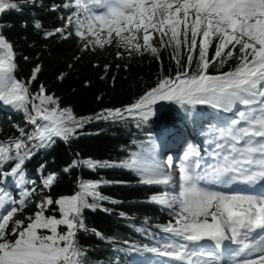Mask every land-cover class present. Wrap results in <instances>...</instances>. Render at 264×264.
Returning a JSON list of instances; mask_svg holds the SVG:
<instances>
[{"label": "snow or ice", "instance_id": "obj_1", "mask_svg": "<svg viewBox=\"0 0 264 264\" xmlns=\"http://www.w3.org/2000/svg\"><path fill=\"white\" fill-rule=\"evenodd\" d=\"M72 6L75 12L67 22L75 26L85 49L115 43L129 56L149 53L159 59L160 50L170 48L177 66L174 75H163L133 103L106 110L96 119L132 120L139 128L169 113L170 105L201 122L197 107L212 110L207 131L201 133L211 134L203 151L188 141L181 155L162 159L149 133L148 146L122 161L87 159L69 166L125 169L139 184L174 189L149 198L170 210L172 219L159 226L164 235L151 246L127 251L151 254L148 264H264V0H73L65 5ZM19 7L14 0H0V14ZM6 27L0 23V108L27 113L34 126L27 140L34 144L29 147L20 137L0 141V169L13 164L0 171V184L11 177L22 187L19 198L0 187V264H87L77 241L79 232L88 231L83 213L108 199L98 189L112 182L81 181L74 194L55 200L45 196L36 202L34 213L15 219L37 191L23 187L24 165L36 154L33 149L51 148L56 139L70 141L87 119L59 108L43 85L32 94L28 84L16 78V52L3 34ZM36 27H41L39 22ZM233 59L236 63L228 71H209ZM39 71V66L33 70V80ZM57 179V174H48L43 188ZM50 209L54 214L46 215Z\"/></svg>", "mask_w": 264, "mask_h": 264}, {"label": "trees", "instance_id": "obj_2", "mask_svg": "<svg viewBox=\"0 0 264 264\" xmlns=\"http://www.w3.org/2000/svg\"><path fill=\"white\" fill-rule=\"evenodd\" d=\"M14 2L20 5L19 10L0 14V23L10 26L3 29V34L14 45L18 65L16 78L26 82L32 94H36L43 85L46 94L57 98L59 108H69L77 119H87L70 141L56 139L51 148L33 149L36 154L24 165L26 183L23 187H35L37 191L23 213L17 214L15 219H24L34 213L38 198L50 195L55 200L72 195L79 190L81 181H110L112 183H101L98 189L108 199L99 201L100 207L96 210L85 209L83 215L88 231L79 232L77 241L86 252L87 264H131L132 256L148 253L129 252L127 249L151 246L162 232L159 226L172 219L169 209L149 200L151 195L162 192L161 189L159 186L137 183L135 174L125 169H89L83 164L74 168L69 166L73 161L87 159L122 161L142 145L148 146L149 133L156 131L161 132L156 139L160 155V147L164 145L167 135L173 133L181 123V113L186 115L176 106L170 105L169 113H161L159 119L153 118L139 128L132 120L114 122L95 117L106 110L133 103L155 86L163 75H174L177 66L171 59V49H161L159 59L149 53L129 56L115 43L104 48L89 46L85 49V41L75 34V26L68 25L67 18L75 12V7H65L67 0ZM37 22L40 28L36 27ZM56 29H62V32L57 33ZM48 32L54 35L48 36ZM117 51L122 52L123 56L118 57ZM214 51L213 46L209 56ZM182 63H186V56ZM235 63L233 59L222 68L217 66L209 71L226 72ZM105 65L109 66L107 70ZM37 66L40 71L33 80L32 72ZM211 111L206 106L196 109L202 115L203 123ZM26 116L22 109L12 106L0 108V141L7 142L9 138L17 137L26 141L27 134L34 130ZM186 116L199 125V120ZM161 125H170L171 128L161 130ZM12 166V163H6L0 171H8ZM65 168H69V171L65 172ZM50 173L57 174L58 179L52 187L45 189L42 180ZM15 183L19 187L18 181ZM0 187L4 185L0 184ZM6 188L10 189V185ZM51 208L58 209V206ZM45 214L52 215L54 212L50 209ZM55 214L58 215V212ZM93 229L102 235H95ZM65 230L61 226V231Z\"/></svg>", "mask_w": 264, "mask_h": 264}, {"label": "rangeland", "instance_id": "obj_3", "mask_svg": "<svg viewBox=\"0 0 264 264\" xmlns=\"http://www.w3.org/2000/svg\"><path fill=\"white\" fill-rule=\"evenodd\" d=\"M36 1H37V2H42L43 0H36ZM206 131H207V130H206ZM206 131H205V132H206ZM158 134H159V132H155V133H153V136L155 137V139L158 137ZM26 144H28L29 147H30V146H32V145L34 144V142H33V141H27ZM161 188L164 189L163 191H165V190L170 191L169 188H168V189H165L164 186H161ZM41 190L43 191V189H41ZM19 193H20V192H19ZM42 199H43L42 197L36 199V200H35V203L38 202V201H40V200H42ZM146 262H147V260H146Z\"/></svg>", "mask_w": 264, "mask_h": 264}, {"label": "bare ground", "instance_id": "obj_4", "mask_svg": "<svg viewBox=\"0 0 264 264\" xmlns=\"http://www.w3.org/2000/svg\"><path fill=\"white\" fill-rule=\"evenodd\" d=\"M171 191H174V189H172Z\"/></svg>", "mask_w": 264, "mask_h": 264}]
</instances>
